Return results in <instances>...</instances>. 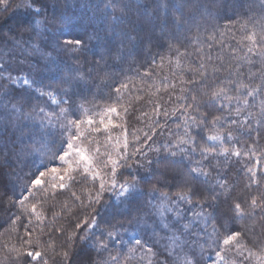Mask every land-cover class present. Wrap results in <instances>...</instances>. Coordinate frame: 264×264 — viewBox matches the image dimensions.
Returning <instances> with one entry per match:
<instances>
[{
	"label": "snow or ice",
	"instance_id": "obj_1",
	"mask_svg": "<svg viewBox=\"0 0 264 264\" xmlns=\"http://www.w3.org/2000/svg\"><path fill=\"white\" fill-rule=\"evenodd\" d=\"M8 3L0 0L5 11ZM118 4L120 16L114 15ZM59 5L60 0H21L17 7L30 11L32 20L20 25L19 35L0 33V54H12L13 49L28 45L45 58L41 47L32 43L36 38L57 55L65 52L88 65L84 71L82 65L71 68L61 61V67L50 60L55 65L50 82L25 79L30 90L25 96L15 87L19 77L0 63V175L11 168L7 174L14 177L11 190L7 186L0 189V210L11 213L14 207L20 209L10 216V232L16 234L20 247L5 245L15 253L12 264H49L43 258L49 251L58 257L53 264H130L134 258L138 264H201L197 248L201 255L206 248L214 252L212 264H245L249 257L264 264V255H256L246 243L254 225L241 224L257 214L264 219V147L260 145L264 130V0H147L135 8V19L132 0H107L105 18L111 12L113 23L83 36L65 34L67 9ZM220 19L227 21L223 29ZM237 28L243 35L234 47L225 38L236 39ZM93 41L96 51L90 49ZM165 46L164 54L153 53ZM217 47L221 54L214 55ZM225 49L229 50L227 59ZM133 51L145 54V63L149 57L151 61L147 68L140 64L143 71L127 75L123 65ZM239 51L244 54L237 56ZM166 64L172 71L160 76L155 69L162 70ZM118 75L123 79L118 80ZM104 88L109 89L104 106L85 107L74 100L79 96L86 101L87 95L105 99ZM162 92L167 100L157 97ZM125 93L130 102L123 106L124 116L135 110V103L149 97L146 102L152 106L151 112L141 111L138 117L149 131L129 130L125 122L123 140L107 135L101 143L93 133L121 127L114 118H121ZM45 97L59 112L31 105L33 98ZM170 104L174 105L171 110ZM154 117H163V122ZM170 117L176 118V129L181 131L168 127ZM57 127L60 141L53 140L55 151H49L50 159L58 160L60 166L48 167L41 160L39 166L24 172L29 155H47L41 130ZM165 133L169 139L154 147L156 137ZM241 137H247V142L237 147ZM149 152L154 157L149 158ZM233 158L236 163L243 160L247 199L234 197L235 185H229L226 174L221 173V167L230 166ZM213 171L216 179L210 181ZM125 173L131 179H121ZM73 186L81 187L79 193H71L74 206L79 201L78 208L90 209L85 219L65 205L61 211L67 222L59 223L61 212L52 211V205V223L48 224L37 211V203L28 204L38 191L44 197L39 203L46 204ZM172 188L175 193L165 190ZM179 204L199 209L183 225L185 216ZM34 220L40 221L36 227ZM193 220L204 226L200 234L191 232ZM125 222L129 227L144 225L153 236L159 235L157 230L164 232V259H158L162 254L156 247L159 240L150 244L140 237L125 245L120 236L126 230ZM18 227L24 229L23 236ZM37 228L39 236L33 243ZM192 235L196 238L182 240ZM40 237H47L43 251L38 250ZM260 251L264 253V244ZM229 254L235 258L229 259Z\"/></svg>",
	"mask_w": 264,
	"mask_h": 264
},
{
	"label": "trees",
	"instance_id": "obj_2",
	"mask_svg": "<svg viewBox=\"0 0 264 264\" xmlns=\"http://www.w3.org/2000/svg\"><path fill=\"white\" fill-rule=\"evenodd\" d=\"M107 2V0H60V8L64 9L66 6V12H65V25H64V32L66 35H81L83 36L85 33L91 34L94 30H98L101 28L106 29L108 25L113 23V14L110 12L109 15H107V18H105L104 13V4ZM122 2L126 3L127 0H122ZM147 0H132L133 4V10H132V17L135 19V8L138 6H141L145 4ZM21 3V0H9L7 10L5 11L2 6H0V33L4 34H16L19 35L20 25L27 24L32 20V16L30 11L26 10L23 7H17ZM256 3H259V0H256ZM255 9V5L253 6ZM151 7L149 8V11H151ZM114 15L120 16L122 15L120 11V5H117V8L114 12ZM235 19V17H233ZM216 23V22H213ZM221 29H223V26L227 21L225 19H220L218 21ZM147 21H145V27H147ZM120 27H123L121 25ZM236 32V39H231L230 37H226L225 41L227 44L232 46H237V40L240 39L241 35H243L238 28L234 29ZM29 33H25V36H27ZM32 43L38 44L43 52V56L45 58H41L40 52L33 51L28 45H25L23 49H13L12 54H0V59H2V64H5L8 66L12 71L13 74H24L28 79H35L37 81L43 80L45 83L50 82V77L52 71L55 70V65L50 63V60H55L57 64H60L61 67H63V64H61V61L69 65L71 68L80 67L82 65V70L87 71L88 65L83 63V59H81L80 62L74 61L71 59V57L65 53L60 52L59 55H57L56 51H52L50 47H45L43 42L39 39L34 38ZM91 51H96L95 47V41H93L90 44ZM166 50V46L164 49H153V53H159L164 54ZM229 50L225 49L223 52V55L225 56V59L228 58ZM214 55H219L220 49L217 47L213 53ZM243 51L237 52V56L243 55ZM125 55H127V51L125 52ZM88 58L91 59V53H88ZM157 61H159V55H157ZM151 58L149 57L148 63H150ZM143 63L144 67H148V63H145V54L137 55L135 51H133L132 55L129 56L126 60V63L123 65L125 69V73L127 75H132L135 71L140 70L143 71V69L140 68V64ZM22 69V71H21ZM156 72L159 73L160 76L168 75L172 71V68L170 65H165L164 69H155ZM118 80H122L123 76H117ZM247 82V81H245ZM16 87V86H15ZM18 93L22 92L25 96H28L30 94V90L27 89L25 86L16 87ZM93 92L96 91L95 88L92 90ZM151 91H155V88L150 89ZM109 92L108 88L103 89V93L105 96V99H100L99 97H94L93 95H87V100H82L79 96L74 97V100L77 105L84 104L85 107H92L93 105H99L104 106L107 102V93ZM2 94V93H0ZM163 96L164 100H167V94L166 93H158L157 97ZM157 97H151L152 100H155ZM58 99H60V96H57ZM132 100L135 98L132 97ZM149 99L148 96L145 97L144 100L139 101L138 103H135L133 111H130V113L127 116L123 115V106H126L130 102V98L125 93L124 99L121 102L122 107L119 109L121 112V118H114L115 122L120 124V128H111L109 127V131L107 133L101 132L100 134L93 133V136L98 139L101 143H104L105 138L107 135H116L115 138L113 137V140H116L119 138L120 140H123V126L125 125V122H127V125L129 126V130L134 129H140L142 132H148L149 128L145 127L144 123H141L140 120H138V117L140 116L141 111H148L151 112V105H149L146 101ZM31 105H37L39 107H44L45 111H55L59 112V108L56 107V105H53L47 97H45L42 100H37L33 98L31 100ZM62 107L65 105H61ZM174 105L170 104L168 105L169 109ZM25 111H28L26 108ZM71 118V117H69ZM155 119L161 120L163 122V117H154ZM38 119H37V125H38ZM27 123V122H26ZM29 126H33L29 124ZM168 127L176 130V118L170 117L168 119ZM141 132V134H142ZM0 133H3V128L0 127ZM211 134V133H209ZM255 135V134H253ZM41 137L44 145V151L47 153V155H42L40 152L33 153L27 157L26 164L24 165V172H27L29 168H32L34 166H39L40 161L43 160V162L48 166H60V162L58 160H51L50 159V151H55L56 145L52 143L53 140L56 141V143H59L60 141V130L59 128H49L47 130H41ZM169 139L167 133L162 136L156 137L157 143L155 146H159L164 144V142ZM172 139H175V137H172ZM247 142V137H241L240 138V144L237 145L239 147L240 145H243ZM260 145L261 147H264V130L261 131V139H260ZM227 146V145H226ZM147 151V148H145ZM154 153L149 152V158L154 157ZM196 159H199L197 156ZM235 158H233V162L230 163V166L224 165L221 167V173L226 174V179L229 183V185H235V190L233 191L232 195L239 196L241 199H247L249 197L248 191L244 188L245 183H247V180L245 178V174L241 171L243 160H241V163L234 162ZM35 162V164L33 163ZM146 164L147 161H144ZM185 163H188V161H185ZM179 167L183 168L184 165L181 164ZM16 170L19 171V166H16ZM12 171L11 168H5L3 175H0V189H2L4 186H7L8 189L13 188L14 177L11 175H8L7 173H10ZM135 171V169H133ZM143 172V170H141ZM23 174V173H21ZM121 179H131V177L127 176V173H125V176ZM216 179V172L213 171L212 175L209 177L210 181H214ZM77 191L78 193L81 191V187L73 186L67 188L63 194H58L54 198L49 199V201L45 203H39V201L43 200V194L41 192H36L34 196H30L28 204L29 206L32 203H37V211L41 213L44 216V222L51 224L52 223V211L61 212V216L59 218V223H66L67 222V216L61 211L62 207L67 205L68 210H70L71 213H78L81 217V219L87 218L86 212L90 211V209L84 210L80 209L77 206L79 205V201H75L74 206V198L71 196L72 191ZM166 191H169L170 194L175 193L176 189H165ZM17 193H19V187H16ZM59 190H57L58 192ZM53 190L51 188L48 189V195L49 197H52ZM252 195H255V192L251 193ZM105 200H108L109 197L106 194ZM145 201H147L148 197H143ZM173 199L175 197L173 196ZM223 199V197H222ZM52 205H55V208L52 209V211H49L50 208H52ZM179 210L184 213L185 220L181 221V225L187 222V220L193 219V213L195 211H198V208L190 207L186 204H179L178 205ZM20 209L19 206L12 208L11 213H5L3 210H0V261L3 262V264H12V257L15 255L14 252H9L7 248H13V247H20V241L15 238V233H11L10 229L12 227L10 216H14L19 214ZM171 216V214H168ZM73 216V220H74ZM25 218V222H26ZM40 224L39 220H34L33 227H36ZM126 224V230H122L120 233L121 240L124 242L125 245H128L131 241H134L136 238L143 237L145 240L148 241V243L152 244L154 241L159 240V244L156 245V247L161 249V255L158 257V259L163 260L164 259V253H163V245L167 243V240L164 238L165 234L162 231H159L158 236H153L152 231L145 230L144 225H139L136 227H129ZM152 222L149 221V225L151 226ZM241 224H247V225H254V232L250 233L246 243L248 244V247L252 249L253 252L256 253V255H264V253H261L260 251V245L264 244V219H261L259 214H257L256 218L254 220H245L242 221ZM103 227V225H101ZM203 225L200 224L198 221L193 220V227L191 229V232L194 234H200L201 230L203 229ZM210 230V229H209ZM18 234L20 236L24 235V229L22 227H18L17 229ZM83 235V233H81ZM39 236V228L36 229V233L33 235L32 240L33 243H35L36 239ZM196 236H186L182 237L183 239H187L189 241L195 239ZM25 239H28V237H25ZM41 239V247L38 250L43 251V240L47 239V237H40ZM255 241V243H254ZM5 245H7V248H5ZM126 251V249H125ZM197 258L201 261V264H207L208 257L215 256L214 252L211 249H205L204 253L201 255L200 250L196 249ZM247 253H245L246 255ZM139 255V253H138ZM7 257V259H5ZM44 259H48L49 264H53V260L58 259V257L53 256L51 251H49L44 257ZM235 258L233 254H229V259ZM35 264V262H34ZM130 264H138V261L136 258H134ZM146 264V261H145ZM245 264H259V261L255 259V257H249V260L245 262Z\"/></svg>",
	"mask_w": 264,
	"mask_h": 264
},
{
	"label": "rangeland",
	"instance_id": "obj_3",
	"mask_svg": "<svg viewBox=\"0 0 264 264\" xmlns=\"http://www.w3.org/2000/svg\"><path fill=\"white\" fill-rule=\"evenodd\" d=\"M0 63H2V59H0ZM13 76L14 77H19V80H18V82H17V84L15 85L16 87H21V86H25L24 85V80L25 79H28L27 77H26V75H24V74H18V75H16V74H13ZM48 98V97H47ZM58 99V98H57ZM54 105V104H53ZM115 136L116 135H113V137L115 138ZM64 166H67V165H64ZM215 259V256H212V257H208V261H207V264H212V261Z\"/></svg>",
	"mask_w": 264,
	"mask_h": 264
}]
</instances>
